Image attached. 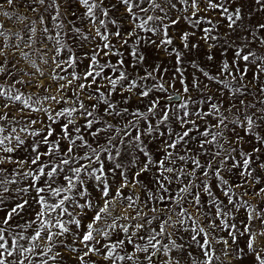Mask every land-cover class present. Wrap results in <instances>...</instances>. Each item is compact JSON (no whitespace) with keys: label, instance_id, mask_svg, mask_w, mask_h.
<instances>
[{"label":"snow or ice","instance_id":"obj_1","mask_svg":"<svg viewBox=\"0 0 264 264\" xmlns=\"http://www.w3.org/2000/svg\"><path fill=\"white\" fill-rule=\"evenodd\" d=\"M5 2L11 6L14 0ZM32 3L40 6L32 8L39 15L26 26L27 39L0 30V56L5 57L0 73L14 75L4 66L7 49L29 60L21 44L29 49L39 44L35 51L41 63L51 67L48 79L56 87L55 94H49L51 87L43 83L45 72L31 60L40 83L21 79L7 87L0 85V211L4 212L0 264H63L64 251L74 254L77 264H88L90 256L118 264L134 260L131 254H121L126 244H134V237L146 239L145 245H135L136 252L156 250L146 257L150 264L159 251L168 257L163 264H181L169 256L173 249L184 247L173 239L174 232L190 233V241L198 246L201 256L193 257L191 264H223L221 256L233 257L231 245L238 236L247 237L253 264H264V242L257 245L258 239L264 241V209L244 199L251 194L264 202V187L256 188L261 181L253 168L264 157V109L249 111L253 105L246 100L250 85L264 95V22L245 23L244 5L232 8L236 0ZM249 7L251 21L254 13H264V0H249ZM3 15L11 18L7 11ZM76 20L82 26H76ZM181 22L191 31L181 30L174 37L170 30ZM191 37L206 45L208 61H216L214 51L221 57L214 74L191 62L218 85L223 98L207 96L201 101L205 108L192 107L196 102L190 92L201 91L200 80L193 75L190 88L182 67L185 53L200 47ZM73 45L87 51L78 55ZM147 48L174 59L170 80L165 79L169 69L163 61L144 67ZM85 61L83 71H77ZM16 84L42 89L43 94L24 93ZM153 93L159 95L143 110L120 107L114 100L119 95L121 103L128 105L137 96L142 103ZM85 99L94 102L86 104ZM13 108L19 116L10 115ZM33 113L40 117L33 118ZM116 118L123 123H112ZM21 150L26 154L17 158L15 153ZM258 167L264 169V163ZM149 172L154 189L140 179ZM128 189L132 193L126 195ZM137 190L145 193L143 201ZM26 209H32V216L20 222ZM129 209L135 215L127 214ZM242 209L245 216L237 223ZM122 220L137 221L130 235L129 224L119 223ZM153 221L158 230L153 228L148 237L140 235L145 223ZM117 230L127 239H113ZM158 237L169 243L161 244Z\"/></svg>","mask_w":264,"mask_h":264},{"label":"rangeland","instance_id":"obj_2","mask_svg":"<svg viewBox=\"0 0 264 264\" xmlns=\"http://www.w3.org/2000/svg\"><path fill=\"white\" fill-rule=\"evenodd\" d=\"M113 2H115V0H113ZM0 4L3 5V7H0V26H2V28H0V30H3L5 32H18L22 37H24L25 39H27V29L26 26L29 25L31 23L32 20L38 19V12H33L32 8L36 7L39 8L40 6L37 4L32 3V0H14L13 5L8 6L5 2V0H0ZM241 4L244 5V12H245V23H250L251 25H255L258 22H264V13H254L252 16L251 21H249L247 19V13L250 10L249 7V0H236V3H234L232 5V8H236L239 7ZM75 10V8L73 9ZM9 12L10 17H6L3 15V12ZM79 14V13H78ZM203 14V13H202ZM113 15L115 16H119L120 13L119 12H114ZM209 15H212L211 13H209ZM215 19H219L218 16L214 17ZM71 19V17H65V20ZM76 26H82L81 22L79 20L75 21ZM46 24L47 26L52 29V21L50 19L49 16L46 15ZM38 27H42L40 25H37ZM125 27L127 25H124ZM83 27H86V24L83 25ZM181 30H187V31H191V29H189L187 27V25L183 22H181L180 25L177 26V29L174 30H170V34L173 35L174 37L177 36L179 34V31ZM221 31H226L225 28H222ZM261 35H264V33H261ZM39 36V33H38ZM199 36V33L197 34V37ZM197 37H191V42L192 43H199L200 47L198 49H193L190 53L186 52L185 53V58H184V62L182 67L185 69V77H186V82L188 84V86L191 88L192 85V78L193 75H195L196 77L199 78L200 80V88L201 91H197L196 89H192L190 92V95L194 98L195 100V104L192 105V107H196V105H199L200 108H205V104L201 103L202 100H204L207 96L211 95L213 97H215L217 100L223 99L220 94L217 92V88L218 85H216L215 83H211L209 82L203 75L201 72L197 71L196 69H194L191 66V62L195 61L196 64H198L201 68H203L205 71H208L210 73H215L216 72V63L221 59L218 51H214L212 54L216 56V61H208L206 59V53H207V47L206 45H204L203 41H198ZM12 44H15L16 41L13 39L11 41ZM175 43L177 46H180V42L179 40H175ZM0 47H3V38H0ZM40 45H34L32 49L29 48H24L23 44H21V48L23 51H26L29 53V60L31 61H35L37 66L40 67L41 69H43V71L45 72L46 76L43 79V83L45 84V86H50L52 91L49 94H55V83L53 81H51L50 79H48V76L51 75V67L50 66H45L44 64L41 63L40 59H39V53H37L35 51L36 48H39ZM253 47H255V45H253ZM73 49L75 51H77V54H81V51H87V48L83 49V50H79L77 48L76 45H73ZM7 52V60L8 63L5 64L4 66L10 70L11 72L14 73L13 76H8L6 74L0 73V85H3L5 87L12 85L13 82L15 80H33L34 83H40V79H39V74L36 73L35 69L32 68L31 63L29 62V60H25L23 59L20 54L19 51H14L12 48H9L6 50ZM143 54L146 58V63L144 65V67L147 68H151L152 66H154L157 63H161V61H163V65L164 67H167L169 69L165 79H171L172 75H173V64H174V59L173 60H168L166 58V54H161L158 53L155 49L153 48H147L143 50ZM49 55H51V53H49ZM231 58V56H229V59ZM115 58H113L114 60ZM4 60L5 57L0 56V64H4ZM86 64V61L82 64H80L79 68L77 69V71H83L84 66ZM13 65L15 67H13ZM131 71V70H130ZM140 73L143 74V68L139 69ZM251 77H249L250 79ZM262 81H264V77L261 78ZM151 81L148 82L149 85H151ZM205 84H209L210 87L209 88H204ZM16 88L20 89L22 92L24 93H34V92H40L41 94H43V90L42 89H38L36 87H25L23 85L20 84H16L15 85ZM181 85L177 79V81L175 82V89L179 90L181 89ZM250 92L246 97V100L248 102V104L253 105V107L251 109H249V111H257V110H262L264 109V103H261L262 100H264V95H261L260 93L257 92L255 85H250ZM171 91H173V89H169L168 92L171 93ZM125 95H128L127 93H125ZM156 95H159L158 93H153L149 98H145L143 100V102L141 103L139 98L137 96H132L131 100L129 101L128 105H123L121 103V99L119 97V95H116L114 97L115 102L120 106V107H129L130 110H135L136 108H140L141 110L145 109V107L148 105L149 100L154 98ZM244 98V97H241ZM229 99H232L231 97H229ZM94 101H88L87 99H85V103L86 104H91ZM238 103V100L236 101ZM67 106V105H64ZM225 106H227V101H225ZM2 109H0V114H2ZM10 115L13 116H19V113L16 111L15 108H13L10 112ZM33 118H39L40 114L39 113H33L31 114ZM27 118V117H25ZM104 119H110L108 117H104ZM112 123H123L122 120H120V118H116L115 120H112ZM175 126V125H174ZM37 127H39V125H37ZM178 127V126H177ZM241 135H243V133L241 132ZM101 143L104 142V134H101L100 137ZM149 146L153 147V145L151 144V142H149ZM122 149H124L126 146H121ZM25 151L21 150L18 151L17 153H15V156L17 158L23 157L25 155ZM129 156L128 153L125 152L124 153V162L126 163L128 160ZM259 163H264V157H262L258 162L253 164V168L255 169V174L259 177L261 183L256 185V188L259 187H264V169H261L258 167ZM7 167L11 168V165H8ZM140 179L143 181V183L149 188V189H154L155 185L152 183L153 180V175L152 173H145L143 174ZM91 190V189H90ZM241 190H238V195L240 194ZM249 191L251 192V188L249 189ZM132 190L128 189L125 190V194H131ZM136 194L140 196L141 201H143L145 199V193L137 190ZM93 197H97L98 194L96 192H92ZM244 199L248 200L249 203L253 204V205H257L260 208L264 209V202H261L259 197H253L251 194L248 196H245ZM9 203H11V201H9ZM35 207V206H33ZM207 207V206H206ZM120 209H117V212H119ZM145 212L148 211L147 208L144 209ZM129 215H135V211H133L132 209L128 210ZM4 212L0 211V216H3ZM92 213L89 212V216H91ZM151 213H148V219L151 218ZM32 216V209H26L23 213V217L22 218H18L20 220V222H23V220H27ZM245 216L244 210L242 209L241 212L238 214L237 216V223H239L240 219H243ZM16 221H14L15 223ZM87 222V221H85ZM137 221H120L119 223L121 224H129L130 226V233L131 231H134L135 229L133 227H131L132 225H134ZM258 227L254 230H258ZM155 228L156 230H158V224L156 221H153V223L151 225L145 223V227L144 229L141 230L140 235L144 236V237H148L150 234V231ZM75 230V229H73ZM169 231H173L172 229H169ZM190 233L188 232H174L173 233V239L176 240L177 244H181L184 245L183 249H173L170 253L169 256H174L177 259L181 260V264H191L192 262V258L193 257H197L199 258L201 256L200 250L198 248V246L190 241ZM218 235H223V234H218ZM113 239H117V238H122V239H127V236H125L124 233L119 232V230H117L116 233H113L112 235ZM134 239V244H126L125 246V250L124 252H121V254H125V252L127 254H131L134 257V260L130 261V260H124V261H119L118 264H150L149 260L146 258L148 256H150L154 251L153 249H149L148 253L145 252H136L135 251V245L139 244V245H145L146 244V239L145 240H140V239H136L135 237ZM158 239L161 240V244H167L169 243L168 239L164 238V237H158ZM246 242H247V237L246 236H238L237 241L235 244L231 245V250L233 252V257L231 259L221 256V260L223 261V264H253V260H252V256L251 253L247 252V248H246ZM261 242L260 239L257 240V245H259ZM69 243H71V240L69 239ZM231 244V241H230ZM158 248H160V245L157 246ZM220 245H217V252L219 254V249H220ZM188 253H192V256L190 257L188 255ZM64 255V262L63 264H77V261L73 258L74 254L69 253L67 251L63 252ZM236 256H238L239 258H236ZM168 259V257H165L163 254V251H159L156 252V254L154 256H151V264H163L164 260ZM86 260L88 261V264H93V261L95 262V264H109V262H105L102 260L101 257L99 256H90L88 258H86ZM214 264H220V262L218 261H214Z\"/></svg>","mask_w":264,"mask_h":264},{"label":"water","instance_id":"obj_3","mask_svg":"<svg viewBox=\"0 0 264 264\" xmlns=\"http://www.w3.org/2000/svg\"><path fill=\"white\" fill-rule=\"evenodd\" d=\"M173 91H171V93H172Z\"/></svg>","mask_w":264,"mask_h":264}]
</instances>
